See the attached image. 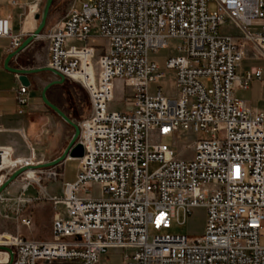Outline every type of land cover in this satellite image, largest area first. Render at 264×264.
<instances>
[{
    "label": "built area",
    "instance_id": "1",
    "mask_svg": "<svg viewBox=\"0 0 264 264\" xmlns=\"http://www.w3.org/2000/svg\"><path fill=\"white\" fill-rule=\"evenodd\" d=\"M93 29L103 49L90 43ZM0 37L13 50L22 43L7 17H0ZM37 38L47 42L46 66L79 82L90 109L77 122L83 156L76 181L63 185L60 198L48 192L45 181L64 176L61 163L35 170L39 179L16 196L19 226L31 227L21 210L41 200L64 203L66 216L54 212L50 239L0 233L5 263L99 264L121 249V264H264V110L236 94L264 81L262 66L236 73L250 55L264 60V0H90L79 8L73 0ZM170 39L179 42L176 53L164 66L151 61L149 52ZM169 71L174 95L161 86ZM16 101L24 114L29 86L20 83ZM115 101L125 109H111ZM167 135L174 146L186 141L192 157L161 143ZM18 156L0 145V186L28 165ZM153 163L159 166L151 171ZM32 182L38 190L25 196ZM93 186L99 196L89 193ZM5 193L0 201L12 199ZM197 206L206 209L202 236L161 232ZM3 247L13 249L12 259Z\"/></svg>",
    "mask_w": 264,
    "mask_h": 264
},
{
    "label": "rangeland",
    "instance_id": "2",
    "mask_svg": "<svg viewBox=\"0 0 264 264\" xmlns=\"http://www.w3.org/2000/svg\"><path fill=\"white\" fill-rule=\"evenodd\" d=\"M73 0H54L47 24L41 34H43L52 23L56 20L62 18L66 15L70 2ZM90 0H75V6L77 8L81 7L84 2ZM45 0L42 1L37 13L42 11ZM6 3L0 2V8L5 7ZM209 9L214 11L217 9V5L214 2L209 3ZM15 19L17 22L20 21V17L17 13V10L14 13ZM39 22V21H38ZM225 32L236 33L237 29L234 26H227L223 28ZM92 37L90 43L94 45H101L98 49H103L105 46V41L99 36L98 29H93L91 33ZM41 47L45 44V39H39ZM178 41L175 39H170L169 44L166 47L160 48L157 52L150 51L149 59L151 61L157 62L159 65L164 66L166 59L176 53V48L178 46ZM42 50V48H41ZM252 66H262L264 67V60L252 57L251 55L244 58L240 65L236 68V73L238 75H243L247 70ZM5 73V72H4ZM174 74L172 71L168 72L166 78L161 82L163 91L168 95H174L176 93V87L174 84ZM48 92L52 97L57 96L59 100L60 107L67 113V115L74 121L78 122L82 120L88 113L90 109L89 97L84 89V87L77 81L68 80L63 84L53 85ZM47 92V94H48ZM38 92L33 88L29 90L30 100H34ZM236 94L241 97L248 99L253 107L257 109L264 110V81L256 80L251 84L249 90L237 89ZM49 108V107H48ZM111 109L122 111L125 109L124 103L120 101H115L110 104ZM50 109V108H49ZM52 110V109H51ZM53 111V110H52ZM71 114V116L69 115ZM37 121L40 123L41 129L46 130L49 136V147L50 150L47 154V158L53 159L56 156L60 155L61 152L67 146L74 129L71 125L63 121L57 114H40L37 115ZM36 130V129H35ZM200 137L199 134L194 135L191 133V140L194 138ZM4 137L0 135V139ZM161 143L172 146L177 150L179 156L190 158L193 155L192 149L188 147L187 142L179 140L176 146L173 145L172 135H167L160 139ZM48 159V160H49ZM79 160L77 158L67 159L62 164V170L64 171V176L56 181H45L47 184L49 193L58 198L63 196V185L66 182H75L78 174ZM159 166L158 163H153L150 165L151 171L156 169ZM24 174H21L14 182H12L4 191H6V196L11 197L12 199H6L0 201V233L7 232L13 234H20L26 239H29L26 236V233L23 231L22 227L17 223V208H20V204L16 199V196L21 193L22 186L25 182L29 181ZM35 190H38V187L34 182L29 185V188L25 191V196L35 195ZM91 195L99 196L100 189L97 186L90 188ZM46 200H41L35 202L32 205H26V207L21 210V214L27 215L37 207V203H44ZM49 212H59L62 216H66V206L64 203H58L54 205L52 202H49ZM38 227L40 228L41 236L51 238V234L47 233L45 227V221L47 220L46 213L43 211L38 212ZM206 226V209L204 207H193L190 215L187 217L184 216V213L181 211L178 216L173 220L172 225L167 230H162L161 232H168L170 234H183L189 237H199L204 234ZM28 230L30 227H26ZM151 233H153L151 229ZM261 243L264 245V238L261 239ZM125 251L121 249H110L107 253L103 254L100 259L99 264H121ZM7 258L3 262L6 261Z\"/></svg>",
    "mask_w": 264,
    "mask_h": 264
},
{
    "label": "crops",
    "instance_id": "3",
    "mask_svg": "<svg viewBox=\"0 0 264 264\" xmlns=\"http://www.w3.org/2000/svg\"><path fill=\"white\" fill-rule=\"evenodd\" d=\"M35 1L16 0L17 4L12 5L9 0H0L2 4L6 3L5 7L0 8V17H7L11 20L13 33L22 34V41L36 29L39 23L35 17L37 13L29 12ZM16 10L21 18L19 22L16 21L14 16ZM12 51L11 39L9 37H0V135L4 137L0 139V145L12 146L16 154L19 155L18 157L33 156L36 161L43 162L44 159H49L47 158V154L50 150V141L46 130L41 129L40 123L37 121V115L54 114L42 101L41 92L43 87L49 81L56 79V77L46 71L30 74L31 85L29 86V90L34 88L38 94L31 103L28 102L26 112L19 114L16 89L21 82L15 73L8 71L4 67L5 59ZM47 62V42L45 40L44 46L41 47V43L37 38L18 56L13 57L9 65L26 68L43 67L47 65ZM48 97L60 107L57 96L52 97L48 92ZM69 115L71 116V114ZM41 211L46 213L47 220L45 221V227L47 233L51 234L54 212H49V201H46L44 203H37V207L27 214L31 216L32 224L29 230L25 226L22 229L24 228L23 231L29 239H50L42 237L40 228L38 227L37 213ZM2 254L6 257V254Z\"/></svg>",
    "mask_w": 264,
    "mask_h": 264
},
{
    "label": "water",
    "instance_id": "4",
    "mask_svg": "<svg viewBox=\"0 0 264 264\" xmlns=\"http://www.w3.org/2000/svg\"><path fill=\"white\" fill-rule=\"evenodd\" d=\"M54 0H45L42 11L40 13L36 14V19L39 21L36 29L28 35L22 43L15 49L13 50L5 59L4 62V67L12 72L15 73L21 82V84L25 86H30L31 81L29 79L30 74H35L39 73L42 71H46L51 73L56 77V79L49 81L42 89L41 92V98L42 101L46 106H48L50 109L53 110L55 114H57L63 121L71 125L74 129V132L65 147V149L61 152L60 155L56 156L53 159L46 160L41 163L37 164H28V165H23L20 166L18 169H16L13 173H11L5 181L2 183L0 186V193H2L12 182H14L21 174L25 173L27 170H38V169H44V168H49L53 167L56 165H59L63 162H65L69 157L71 158H79L83 156V146L81 143L77 142V138L79 136V126L76 122H74L68 115L65 113L63 109H61L58 105L53 103L49 97H48V90L56 84H63L66 81V77L59 73L58 71L48 67V66H43V67H12L9 65L10 60L18 56L25 48H27L37 37L41 34L43 29L45 28L47 24V20L49 17L50 9L53 4ZM6 251L9 252L11 259L14 256V251L10 247H3ZM0 264H11V262L8 263H0Z\"/></svg>",
    "mask_w": 264,
    "mask_h": 264
},
{
    "label": "bare ground",
    "instance_id": "5",
    "mask_svg": "<svg viewBox=\"0 0 264 264\" xmlns=\"http://www.w3.org/2000/svg\"><path fill=\"white\" fill-rule=\"evenodd\" d=\"M18 158H21L23 160H26L28 162V164H34V163H41L39 161H36V159L33 157V156H28V157H18ZM68 159H72L71 157H69ZM26 175L27 177L30 179V180H38L39 177L38 175L36 174L35 170H27L26 171ZM25 186V185H24ZM2 253L4 252H0V263H5L3 262L5 260V258H7V256L5 257ZM6 254V253H4Z\"/></svg>",
    "mask_w": 264,
    "mask_h": 264
}]
</instances>
